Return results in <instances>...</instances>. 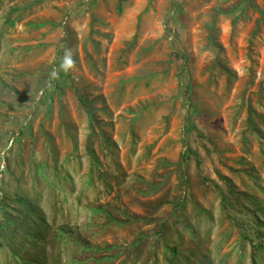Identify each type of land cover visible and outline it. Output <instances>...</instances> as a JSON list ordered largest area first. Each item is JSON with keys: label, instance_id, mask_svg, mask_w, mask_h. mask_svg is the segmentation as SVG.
Returning <instances> with one entry per match:
<instances>
[{"label": "rangeland", "instance_id": "374dc122", "mask_svg": "<svg viewBox=\"0 0 264 264\" xmlns=\"http://www.w3.org/2000/svg\"><path fill=\"white\" fill-rule=\"evenodd\" d=\"M0 264H264V0H0Z\"/></svg>", "mask_w": 264, "mask_h": 264}, {"label": "clouds", "instance_id": "9594fccd", "mask_svg": "<svg viewBox=\"0 0 264 264\" xmlns=\"http://www.w3.org/2000/svg\"><path fill=\"white\" fill-rule=\"evenodd\" d=\"M74 67H75V61L73 59V54L71 52V49L65 48L64 55L62 56L60 62V69L67 73L73 70ZM49 75L51 80H55L58 77V72L53 71Z\"/></svg>", "mask_w": 264, "mask_h": 264}, {"label": "built area", "instance_id": "2783aa9c", "mask_svg": "<svg viewBox=\"0 0 264 264\" xmlns=\"http://www.w3.org/2000/svg\"><path fill=\"white\" fill-rule=\"evenodd\" d=\"M43 92H44V91H41V92L39 93V96H42V95H43ZM11 143H12V141H11Z\"/></svg>", "mask_w": 264, "mask_h": 264}]
</instances>
